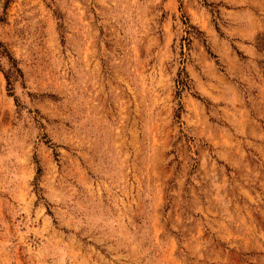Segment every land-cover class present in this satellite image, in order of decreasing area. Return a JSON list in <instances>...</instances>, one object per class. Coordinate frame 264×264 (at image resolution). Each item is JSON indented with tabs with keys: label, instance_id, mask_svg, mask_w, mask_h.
Listing matches in <instances>:
<instances>
[{
	"label": "rangeland",
	"instance_id": "rangeland-1",
	"mask_svg": "<svg viewBox=\"0 0 264 264\" xmlns=\"http://www.w3.org/2000/svg\"><path fill=\"white\" fill-rule=\"evenodd\" d=\"M0 264H264V0H0Z\"/></svg>",
	"mask_w": 264,
	"mask_h": 264
},
{
	"label": "trees",
	"instance_id": "trees-1",
	"mask_svg": "<svg viewBox=\"0 0 264 264\" xmlns=\"http://www.w3.org/2000/svg\"><path fill=\"white\" fill-rule=\"evenodd\" d=\"M6 5H8V3L11 2V0H4ZM1 59H7V62L9 64V70L7 73H5V78L7 81V85H8V91L11 90V85H12V81L11 79L18 75L20 73L19 69L17 68V64L15 62V60L11 57V55L9 54V52L5 49V47L0 43V71L3 70L2 65H1Z\"/></svg>",
	"mask_w": 264,
	"mask_h": 264
}]
</instances>
